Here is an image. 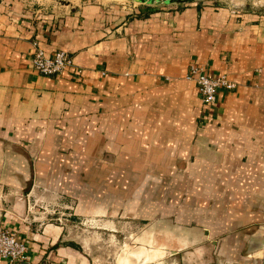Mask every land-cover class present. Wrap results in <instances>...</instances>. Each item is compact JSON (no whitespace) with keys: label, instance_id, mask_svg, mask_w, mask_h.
I'll return each mask as SVG.
<instances>
[{"label":"crops","instance_id":"crops-1","mask_svg":"<svg viewBox=\"0 0 264 264\" xmlns=\"http://www.w3.org/2000/svg\"><path fill=\"white\" fill-rule=\"evenodd\" d=\"M36 45L72 63L41 74ZM191 62L234 87L203 103ZM0 224L17 264H264V10L0 0Z\"/></svg>","mask_w":264,"mask_h":264},{"label":"built area","instance_id":"built-area-1","mask_svg":"<svg viewBox=\"0 0 264 264\" xmlns=\"http://www.w3.org/2000/svg\"><path fill=\"white\" fill-rule=\"evenodd\" d=\"M71 56L61 48L55 49L51 55H46L39 46H34L30 64L41 74L59 75L71 64ZM184 78L193 80L203 103L212 104L218 88H233L235 83L225 73L207 74L196 63H189L184 72ZM26 243L17 237L16 231L0 224V257L17 264L25 258Z\"/></svg>","mask_w":264,"mask_h":264},{"label":"rangeland","instance_id":"rangeland-1","mask_svg":"<svg viewBox=\"0 0 264 264\" xmlns=\"http://www.w3.org/2000/svg\"><path fill=\"white\" fill-rule=\"evenodd\" d=\"M52 2H54L55 4H66V3H75L79 0H51ZM136 1V0H134ZM141 1H144V2H152L153 0H141ZM154 1H161V0H154ZM247 1L248 3H251L252 6L254 7H257V8H261L264 10V0H245ZM96 223L98 222H93L92 220H89V219H84L82 220V222H80V226L83 228L82 232L83 233H86V235L88 236V232H91L90 229H92V226L93 225H96ZM73 232L76 231L77 229L78 230H81L79 227H76V226H71ZM107 231L105 229H100L97 233H101V238H98L97 240V252L99 254H101L102 256L105 254V252H107L110 248L112 249H115L117 248V246L119 245L118 240H120V235H115L113 236L112 240H108V239H105L107 238ZM108 240V241H107ZM109 260H110V257H107ZM98 263L97 264H102V261L104 259H98Z\"/></svg>","mask_w":264,"mask_h":264},{"label":"water","instance_id":"water-1","mask_svg":"<svg viewBox=\"0 0 264 264\" xmlns=\"http://www.w3.org/2000/svg\"><path fill=\"white\" fill-rule=\"evenodd\" d=\"M175 1H186V0H175Z\"/></svg>","mask_w":264,"mask_h":264}]
</instances>
